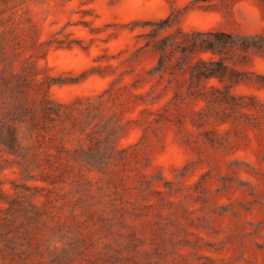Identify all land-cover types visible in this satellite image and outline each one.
Instances as JSON below:
<instances>
[{"label":"rangeland","instance_id":"374dc122","mask_svg":"<svg viewBox=\"0 0 264 264\" xmlns=\"http://www.w3.org/2000/svg\"><path fill=\"white\" fill-rule=\"evenodd\" d=\"M207 30L264 0H0V264H264V46Z\"/></svg>","mask_w":264,"mask_h":264},{"label":"trees","instance_id":"16d2710c","mask_svg":"<svg viewBox=\"0 0 264 264\" xmlns=\"http://www.w3.org/2000/svg\"><path fill=\"white\" fill-rule=\"evenodd\" d=\"M197 36L188 38V45L193 51L210 53L207 58L200 57L192 65L183 66L180 68H188L190 77H204V78H217L219 81L223 80V77L227 71V65L223 59L222 53L225 48L230 45H238L242 49H250L253 46L257 47L255 39H260L261 46H264V37L262 35L253 34H233L221 30H207V31H196ZM187 35V33H186ZM259 48V47H258ZM161 53V64H165V53L166 48L160 47ZM186 56V52H184ZM186 58V57H185ZM55 81L46 76L42 80V85H49ZM226 94V93H225ZM30 113L33 114L37 109L40 110L43 117L48 118L51 114H60L58 107L54 106L52 101L46 97H43L38 104L29 105Z\"/></svg>","mask_w":264,"mask_h":264}]
</instances>
